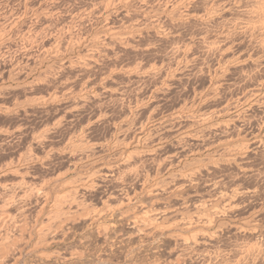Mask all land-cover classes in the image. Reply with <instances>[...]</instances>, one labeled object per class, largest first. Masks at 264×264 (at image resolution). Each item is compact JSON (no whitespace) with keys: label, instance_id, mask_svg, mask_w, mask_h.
Wrapping results in <instances>:
<instances>
[{"label":"rangeland","instance_id":"obj_1","mask_svg":"<svg viewBox=\"0 0 264 264\" xmlns=\"http://www.w3.org/2000/svg\"><path fill=\"white\" fill-rule=\"evenodd\" d=\"M248 3H250L248 0H207L206 2L203 0H0V89L2 91L0 92V185L5 186V189L15 185L26 190L24 196L8 190L11 196L6 192L7 195H2L4 198L1 194L0 197L3 200L6 196L7 198L10 196L12 200L16 198L15 196L28 198H25L27 201L24 211L17 215L18 221L23 223L22 229L21 227L16 229V225L6 226L0 223V237L5 241L2 242L0 238V252H3L0 253V264H264V36H262L264 31L255 30L257 34L247 30L244 32L245 25L257 20L254 19L257 14L253 15L250 12L251 6ZM109 30L116 35L110 31L111 35ZM121 35L124 36L122 40L114 39V36ZM103 41L106 43L104 44ZM117 41L119 44L116 43ZM252 88L256 93L251 92ZM105 90L111 96H107ZM253 94L257 95L253 97ZM236 98L240 99L238 102L242 100L243 104L236 102ZM255 99L258 102L252 103ZM247 101H250V105ZM224 103L225 105L228 103L229 113L227 115L221 113L220 118L213 117L208 123L210 125L213 122L214 125L215 122L220 121L223 126L220 125L219 129L212 126L213 129H207V132L201 130L200 128L205 125L199 126L200 124L197 123L199 119L207 115L209 117L210 112H213L212 108L215 112L220 111L217 108L223 107L221 104ZM231 105L236 108L233 112ZM247 105L250 109L246 107ZM193 106L195 107L192 109ZM243 107L248 108L247 111ZM196 109H199V113ZM169 110L181 111L183 116L171 125L161 126L156 122L153 123L152 118L159 117L161 113ZM190 110L200 114L196 115L199 119L198 117L193 119ZM237 111L238 116L242 114L239 118H235ZM186 115L190 116L186 117ZM229 117L230 119L233 117V120H229ZM191 120H194V123ZM230 121L232 124H228ZM129 122L134 125L130 126ZM139 130L142 135L138 133ZM200 130L204 132L199 133ZM147 133L148 137H146ZM196 133H199L200 137ZM184 134H196L199 140L194 138L195 140L186 141L185 138L183 139ZM116 140L120 142L117 143ZM192 141H196L198 145ZM258 142L261 143L257 144ZM77 143L79 145L84 143L85 146H78ZM124 143L128 146L123 148ZM158 143L163 146L161 149H155ZM242 143L244 148L250 143L254 147L251 149L247 146L250 151L247 149L246 154ZM228 145H233L234 149L242 148V151L244 150L242 158L243 156L244 158H238V162L234 164L219 163L218 166H214L215 170L212 166L208 167L210 160L204 162L208 161L207 157L212 156L213 160L223 157ZM230 146L228 149L232 150ZM139 149L140 151L155 150V154L151 152L153 157L152 154H144L145 156L140 154L138 157ZM119 150L136 152L133 154V161L131 159L133 164L130 163L131 161L128 164L132 166L131 169L129 167L123 170L122 174L120 172L118 175V172L113 174L114 179L112 176L100 179V175H92L94 177L90 178V181L95 182V184L92 182L94 187L87 189L92 183L79 178H84L83 176L88 175L89 172L92 174V170L98 171L100 163H104L105 160L108 162L109 157L111 158L109 161H115L114 157L120 153ZM181 154L185 156H179ZM93 159L99 160L97 163L99 166L96 164L98 167L95 165V168H91ZM101 159L103 161H100ZM139 162L140 164L142 162V166ZM192 163H197L199 168L204 167L199 173L204 174L197 176V179H201L198 180V184L202 182L201 186L195 185V189L191 188L194 191L197 189L195 193L188 188L182 196L178 193H170L172 186L180 181L179 175L186 174L196 165L189 166ZM185 165H188L187 171L183 169ZM213 177H216V181L220 180L218 182L220 187H224L223 190L226 189L224 191L228 194L237 189V192L240 191L239 199L237 198L241 203L238 202V213L236 214L235 211L232 213L234 217L230 215V218L232 217L229 218L230 220L226 218L223 221L226 224L223 225L224 229L221 227L222 231L218 225L216 227L211 223L209 225V221L206 222L213 209L225 208V204L219 205L218 193H216L218 190L209 186L211 184L209 180ZM22 181L25 184H22ZM155 183L166 187L164 193L156 195V198L146 193ZM204 184L207 186L205 187ZM41 185L50 195H48L49 200L43 205L45 208V210L42 208L43 211H39L40 204H38L43 202V197H39L42 196V192L38 191ZM196 186L200 187L196 188ZM249 190L252 195L250 193L245 195L244 193ZM74 191L77 192L75 195H73ZM62 192L68 193L67 196L69 194L75 196V199L72 197L78 206L73 203L74 206L71 204L68 208L67 202L70 203V200ZM126 192H129V195L133 194L131 204L126 206L127 208H117L115 200L116 202L118 198L120 200ZM61 193L65 196L64 203H66L64 206L66 210L63 209L59 213H62V217L56 215L52 207V199L55 201ZM28 195L32 197L29 198ZM109 195L116 198L109 197L110 200H104ZM8 200L6 199L7 203ZM112 200L114 202H111ZM107 201L112 204L111 206L115 205L116 210L110 209ZM216 201L222 209L218 207ZM163 202L166 205L170 203L168 204L170 207L163 205ZM106 203L107 207L104 206ZM183 203L188 206L191 203L189 208L184 204L188 215L182 207ZM160 205L165 207L161 206L160 211L168 208L171 210H168L169 212L174 210L172 213L180 214L181 216L178 217L192 221L197 226H202L203 223V227H206L207 223L211 227L204 230L213 236L208 235L210 236L208 240V236L201 233L183 234L178 230L180 218L178 219L177 215L173 216L172 213L171 216L166 210L164 211L168 212V215L166 213L165 215L170 216V221L167 216L163 217V221L165 219L168 221H160L157 225L142 220L145 218L143 214L150 209L156 211L150 210L149 214L157 213ZM141 206L144 209L137 210ZM203 206L206 209L204 212ZM134 208H137L136 210L140 211L138 214L143 216L141 218L142 216L135 213L141 219H139L141 230L138 232L130 228V220L133 219L130 217L135 216L132 212ZM196 208L204 215L200 216ZM207 208L212 211L209 212ZM127 209L129 213L132 212L130 217ZM142 210L143 214H141ZM183 211L186 212L185 215ZM37 212L41 214L38 215ZM205 212H208V215H205ZM4 213L0 211V216ZM46 213L51 216L50 219ZM58 215L62 218L58 223H64H59L61 226L55 221ZM4 217L6 214L2 218ZM60 217L58 219H61ZM50 220L57 223L56 227ZM142 221L147 225L140 223ZM148 222L153 223L152 226L149 227L151 223L148 225ZM49 225L50 229L52 228L50 232L54 236L48 231L49 238L46 237L44 242L39 243V247L46 246L35 248L38 245L36 232L48 230ZM174 225L178 228L176 229ZM41 226L43 229H40ZM57 226L62 227L60 228L62 232ZM6 227L10 229L7 230ZM155 228L156 230H152ZM216 228L220 230L216 232ZM220 231L221 233H218ZM213 232L218 235H214ZM189 234H193L194 237ZM181 235H184L182 238L186 236L185 241H182L183 247L177 244L178 241L176 242L177 239H182ZM195 236L197 239H194ZM201 238L203 244L200 242ZM177 245L181 249L176 247ZM193 249L195 251H192ZM5 252L10 256H6ZM205 255H208V260Z\"/></svg>","mask_w":264,"mask_h":264},{"label":"bare ground","instance_id":"obj_2","mask_svg":"<svg viewBox=\"0 0 264 264\" xmlns=\"http://www.w3.org/2000/svg\"><path fill=\"white\" fill-rule=\"evenodd\" d=\"M165 1H166V0H165ZM203 1L206 2L207 0H203ZM236 1H237V0H236ZM108 2H109V1H108ZM116 2H117V1H116ZM246 2H247V1H246ZM248 2H250V3H248V4H250V6H251V7L249 6L250 9H251L250 12H252L253 15H254V14H255V15L257 14V15H256L257 17H256V16L254 17V16L252 15V16L254 17V19H257V20H255V22L253 21L254 23H252V24H251V22H250V24H247V23L245 22L247 25L244 24V25L246 26V28L244 29V30H245L244 32H246V30H247V31H250V33L255 32V34H257L255 30H258V31H260V30L262 31V30H263V31H264V1L262 0V1L260 2V1H255V0H254V1H252V0H248ZM105 3H106V2H105ZM165 3H166V2H165ZM235 3H236V2H235ZM129 5H130V4H129ZM159 5H160V4H159ZM166 6H167V5H166ZM105 7H106V5H105ZM110 7H111V6H110ZM175 7H176V6H175ZM228 7H229V6H228ZM164 8H165V7H164ZM246 8H247V7H246ZM152 9H153V8H152ZM209 9H210V8H209ZM153 10H154V9H153ZM227 10H228V9H227ZM174 11H175V10H174ZM184 14H185V13H184ZM203 14H204V13H203ZM244 14H245V12H244ZM170 15H173V14H170ZM213 15H214V14H213ZM199 16H200V15H199ZM250 16H251V15H250ZM258 16H261V17H258ZM184 17H185V16H184ZM174 18H175V17H174ZM188 18H189V17H188ZM105 19H106V18H105ZM156 19H157V17H156ZM254 19H251V20H254ZM151 20H153V19H151ZM158 22H159V21H158ZM144 23H145V22H144ZM155 23H156V22H155ZM198 24H199V23H198ZM147 25H148V24H147ZM110 26H111V25H110ZM132 26H133V25H132ZM241 26H242V25H241ZM150 27H151V26H150ZM243 27H244V26H243ZM243 27H242V28H243ZM110 28H111V27H110ZM129 28H130V27H129ZM166 29H167V28H166ZM103 30H104V29H103ZM105 30H107V29H105ZM105 30H104V31H105ZM114 30H116V29H114ZM110 31H111V30H109V32H110ZM121 31H122V30H121ZM242 31H243V29H242ZM111 32H113V31H111ZM111 32H110V33H111ZM170 32H171V31H170ZM113 33H114V32H113ZM116 33H117V32H116ZM118 33H119V32H118ZM168 33H169V32H168ZM258 33H259V32H258ZM263 33H264V32H263ZM263 33H262V34H263ZM114 34H115V33H114ZM111 35H112V33H111ZM115 35H116V34H115ZM250 35H251V34H250ZM252 35H253V34H252ZM259 35H260V34H259ZM234 36H235V35H234ZM257 36H258V35H257ZM262 36H264V35H262ZM262 36H261V37H262ZM122 37H124V36H123V35H121L120 37H119V36H118V37L114 36V39L120 38V39H117V40H122V39H121ZM132 37H133V36H132ZM242 37H243V36H242ZM112 38H113V36H112ZM125 38H126V37H125ZM128 38H129V37H128ZM251 38H252V37H251ZM105 39H106V38H105ZM130 39H131V38H130ZM248 39H249V38H248ZM262 39H263V38H262ZM123 40H124V39H123ZM107 41H108V40H107ZM125 41H126V40H125ZM125 41H124V42H125ZM127 41L129 42V40H127ZM160 41H161V40H160ZM190 41H191V40H190ZM263 41H264V40H263ZM103 42H104V41H103ZM103 42H102V43H103ZM109 42H110V41H109ZM109 42H108V43H109ZM119 42H120V41H119ZM122 42H123V41H122ZM225 42H226V41H225ZM105 43H106V42H104V44H105ZM116 43H118V41H117ZM223 43H224V42H223ZM110 44H111V42H110ZM118 44H119V43H118ZM120 44H121V42H120ZM58 45H59V44H58ZM94 45H95V44H94ZM107 45H108V44H107ZM114 45H116L115 42H114ZM127 45H128V44H127ZM216 45H217V44H216ZM102 46H103V45H102ZM102 46H101V47H102ZM104 46L106 47V45H104ZM108 46H110V45H108ZM105 47H104V48H105ZM262 47H263V46H262ZM104 48H103V49H104ZM106 48H107V47H106ZM108 48H109V47H108ZM128 48H129V47H128ZM260 49H261V48H260ZM97 50H98V49H97ZM104 50H105V49H104ZM102 51H103V50H102ZM59 52H60V51H59ZM105 52H106V51H105ZM147 52H148V51H147ZM177 52H178V51H177ZM96 53H97V52H96ZM258 55H259V54H258ZM261 55H262V54H261ZM84 56H85V54H84ZM91 57H92V56H91ZM259 57H260V56H259ZM175 59H176V58H175ZM192 59H193V58H192ZM254 59H255V58H254ZM85 61H86V60H85ZM190 61H191V60H190ZM38 64H39V63H38ZM176 64H177V63H176ZM75 65H76V64H75ZM59 66H60V65H59ZM73 66H74V65H73ZM85 66H86V65H85ZM88 66H89V65H88ZM33 67H34V66H33ZM48 67H49V66H48ZM135 67H136V66H135ZM160 67H161V66H160ZM166 67H167V66H166ZM176 67H177V66H176ZM223 67H224V66H223ZM68 68H69V67H68ZM151 68H152V67H151ZM220 68H221V67H220ZM255 68H256V67H255ZM62 69H63V68H62ZM139 69H140V68H139ZM137 70H138V69H137ZM143 70H144V69H143ZM163 70H164V69H163ZM135 71H136V70H135ZM147 71H149V69H148ZM227 71H228V70H227ZM20 72H21V71H20ZM23 72H24V71H23ZM141 72H142V71H141ZM163 72H164V71H163ZM43 73H44V72H43ZM123 73H124V72H123ZM125 73H126V72H125ZM127 73H128V72H127ZM136 73H137V72H136ZM146 73H148V72H146ZM154 73H155V72H154ZM174 74H176V73H174ZM174 74H173V75H174ZM216 75H217V74H216ZM240 75H241V74H240ZM16 76H19V75L16 74ZM53 76H54V75H53ZM164 76H165V75H164ZM185 76H186V75H185ZM37 77H38V76H37ZM37 77H36V78H37ZM159 77H160V76H159ZM170 77H171V76H170ZM170 77H169V78H170ZM11 78H12V77H11ZM221 78H222V77H221ZM172 79H173V78H172ZM141 80H142V79H141ZM44 81H45V80H44ZM135 81H136V80H135ZM228 81H229V80H228ZM17 82H18V81H17ZM230 82H231V81H230ZM261 82H262V81H261ZM38 83H39V81H38ZM146 83H147V82H146ZM163 83H164V82H163ZM170 83H171V82H170ZM242 84H243V83H242ZM25 85H26V84H25ZM214 85H215V84H214ZM216 85H217V84H216ZM219 85H220V84H219ZM259 85H260V84H259ZM262 85H263V84H262ZM212 86H213V85H212ZM243 86H244V85H243ZM14 87H15V86H14ZM32 87H33V86H32ZM80 87H81V86H80ZM130 87H131V86H130ZM214 87H215V86H214ZM255 87H256V86H255ZM2 88H3V87H2ZM4 88H5V87H4ZM88 88H89V87H88ZM102 88H103V87H102ZM217 88H220V87H217ZM247 88H248V87H247ZM250 88H251V87H250ZM259 88H260V87H259ZM263 88H264V87H263ZM156 89H157V88H156ZM255 89H256V88H255ZM213 90L215 91L214 88H213ZM79 91H80V90H79ZM83 91H84V90H83ZM105 91H106V90H105ZM112 91H113V90H112ZM122 91H123V90H122ZM248 91H249V90H248ZM259 91H260V90H259ZM0 92H2L1 89H0ZM106 92H107V91H106ZM136 92H137V91H136ZM211 92H212V91H211ZM251 92H252V93H253V92L256 93V91L254 90V88L251 89ZM251 92H250V93H251ZM110 93H111V92H110ZM214 93H215V92H214ZM257 93H258V92H257ZM262 93H263V92H262ZM103 94H104V93H103ZM105 94H106V93H105ZM107 94H108V92H107ZM156 94H157V93H156ZM220 94H221V93H220ZM258 94H259V93H258ZM263 94H264V93H263ZM95 95H96V94H95ZM100 95H101V94H100ZM212 95H213V94H212ZM255 95H257V94H255ZM255 95L253 94V97H254ZM261 95H262V94H261ZM67 96H68V95H67ZM103 96H104V95H103ZM107 96H111V95L108 94ZM120 96H121V95H120ZM250 96H251V94H250ZM250 96H249V98H250ZM258 96L260 97V95H258ZM65 97H66V96H65ZM112 97H113V96H112ZM246 97H248V94H247ZM263 97H264V95H263ZM136 98H137V97H136ZM193 98H194V97H193ZM206 98H207V97H206ZM214 98H215V97H214ZM249 98H248V99H249ZM260 98H261V97H260ZM236 99H237V98H236ZM258 99H259V98H258ZM49 100H50V99H49ZM55 100H56V99H55ZM216 100H217V99H216ZM238 100H240V99H237L236 102H238ZM262 100H263V99H262ZM30 101H31V100H30ZM141 101H142V100H141ZM212 101H213V100H212ZM221 101H222V100H221ZM256 101H257V100L255 99V101L253 100L252 103H253V102H256ZM259 101H260V100H259ZM25 102H26V101H25ZM35 102H36V101H35ZM229 102L232 103L233 100H232V102H231V101H229ZM229 102H228V103H229ZM236 102H234V103H236ZM239 102H240V104H241V102H242V104H243V101H242V100L239 101ZM239 102H238V103H239ZM244 102H245V105H246V101H245V100H244ZM249 102H250V101H247L248 104H249ZM257 102H258V101H257ZM228 103H227V105H225V103H224L225 106H224L223 104H221L223 107H221V108H220V107L217 108V110L220 109V111H217V110H216L217 112H215V111H214L215 109L213 110V108H212V111H213V112H210V114H209L210 116H209V117H207V116H208V115H207L208 113H207V114H206L207 116L205 115V116H206L205 118H200V119H199V117L196 116V115L199 113V111H198L199 109H196L198 113H196V112H192V111H191L195 106H193L192 109L190 110L192 113H190V112H189V113L191 114V116L193 117V119L196 118V117H198L197 119H199V121L197 122V121L195 120V122L199 123V124H200L199 126H201V124H202V125H205L204 127L202 126L203 128H200L201 130L203 129L204 131L206 130V132H207V129L212 128V126L215 127V128L218 127V129H219L220 125L223 126V125H222V124H223L222 122L217 121V122L214 123V125L212 124V123H213V122H212V123L210 124V125H211V126H210V125L208 124V123H209V120H210V119L212 120L213 117H217V118H218V116L221 115V113H226V115H227V113H229V110H230V109L228 110ZM234 103H233V104H234ZM261 103H262V102H261ZM26 104H27V103H26ZM207 104H208V103H207ZM256 104H257V103H256ZM263 104H264V103H263ZM136 105H137V104H136ZM195 105H196V104H195ZM221 105H220V106H221ZM234 105H235V104H234ZM249 105H250V104H249ZM254 105H255V103H254ZM14 106H15V105H14ZM180 106H181V105H180ZM183 106H184V105H183ZM232 106H233V105H231L230 107H232ZM235 106H237V103H236ZM238 106H239V105H238ZM243 106H244V105H243ZM252 106H253V105H252ZM246 107H248V105H247ZM186 108H187V107H186ZM186 108H185V109H186ZM215 108H216V107H215ZM232 108H233V107H232ZM243 108H244V107H243ZM248 108L250 109V107H248ZM248 108H247V109H248ZM251 108H253V107H251ZM9 109H10V108H9ZM24 109H25V108H24ZM26 109H27V108H26ZM169 109H170V108H169ZM187 109H188V108H187ZM234 109H236V108L234 107L233 110H231V111L233 112ZM244 109H245V108H244ZM247 109H245V110L247 111ZM175 110H176V109H175ZM180 110H182V108H181ZM180 110H179V111H180ZM238 110H239V109H238ZM135 111H136V110H135ZM154 111H155V110H154ZM169 111H171V110H169ZM169 111H166V112L163 113V114L161 113V115H160L159 117L155 115L157 118L155 117V118H152L151 120H154L153 123L156 122V124L163 126V125H168V124H169V125L174 124V123H176L179 119H181V116H183V115H182L183 110H182V113H181V111H180V112L173 111V110H172L173 112H172V111L169 112ZM193 111H194V110H193ZM248 111H249V110H248ZM187 112H188V111H187ZM206 112H207V111H206ZM235 112H236V111H235ZM235 112H234V113H235ZM241 112H242V113H243V112L245 113V111H241ZM241 112H240V113H241ZM238 113H239V112L237 111V113L235 114V116H236ZM11 114H12V113H11ZM230 114H231V113H230ZM198 115H200V114H198ZM224 115H225V114H224ZM226 115H225V116H226ZM240 115H242V114H240ZM240 115H239V116L237 115V116L235 117L234 114H233V117H235V118H239ZM126 116H127V115H126ZM189 116H190V115H189ZM189 116L186 115V117H189ZM153 117H154V116H153ZM203 117H204V116H203ZM222 117H223V114H222ZM222 117H221V118H222ZM226 117H227V116H226ZM233 117H232V118H233ZM58 118H59V117H58ZM184 118H185V117H184ZM219 118H220V116H219ZM227 118H228V117H227ZM227 118H226V119H227ZM232 118H231V119H232ZM149 119H150V118H149ZM187 119H188V118H187ZM190 119H192V118H190ZM231 119H230V117H229V120H231ZM131 120H132V119H131ZM211 120H210V121H211ZM215 120H216V119H215ZM220 120H221V119H220ZM229 120H228V121H229ZM232 120H233V119H232ZM234 120H236V119H234ZM181 121H182V120H181ZM193 121H194V120H191V122H193ZM223 121H224V120H223ZM236 121H237V120H236ZM132 122H133V120H132ZM151 122H152V121H151ZM230 122H231V121H230ZM230 122H229V123L227 122V123H228V124H232V122H231V123H230ZM237 122H238V121H237ZM193 123H194V122H193ZM197 123H195V126L197 125ZM227 123H226V125H228ZM233 123H234V122H233ZM129 124H130V126H131V124L134 125L133 123H130V122H129ZM177 124H178V123H177ZM244 124H245V123H244ZM89 125H90V124H89ZM91 125H92V124H91ZM189 125H190V124H189ZM234 125H235V124H234ZM56 126H57V125H56ZM84 126H85V125H84ZM128 127H129V126H128ZM140 127H141V126H140ZM190 127H191V126H190ZM190 127H189V128H190ZM224 127H225V125H224ZM86 128H87V127H86ZM118 128H119V127H118ZM193 128H194V127H193ZM227 128H228V127H227ZM124 129H125V128H124ZM181 129H182V128H181ZM190 129H191V128H190ZM212 129H213V128H212ZM53 130H54V129H53ZM82 130H83V129H82ZM84 130H85V128H84ZM140 130H141V128H140ZM140 130L138 131V133L140 132ZM201 130L198 131V132H199V133H203L204 131L201 132ZM242 131H243V130H242ZM78 132H79V131H78ZM83 132H84V131H83ZM144 132H145V131H144ZM187 132H188V131H187ZM187 132H186V133H187ZM192 132H194V131H191V133H192ZM43 133H45V132H43ZM47 133H48V132H47ZM117 133H118V131H117ZM138 133H137V135H138ZM141 133L143 134V128H142V132H141ZM141 133H139V134L142 135ZM199 133H198V134L196 133V134L200 137V134H199ZM36 134H37V133H36ZM196 134H195V135H193V134H184V135H183V139L185 138L186 141H189V140H195L196 138L198 139V137H197ZM207 134H208V133H207ZM249 134H250V133H249ZM254 134H255V132H254ZM38 135H39V134H38ZM145 135H146V134H145ZM201 135H202V134H201ZM251 135H252V133H251ZM149 136H150V135H149ZM181 136H182V135H181ZM181 136H180V137H181ZM252 136H253V135H252ZM254 136H256V135H254ZM36 137H37V136H36ZM134 137H135V136H134ZM142 137H143V136H142ZM146 137H148V133H147V136H146ZM201 137H202V136H201ZM203 137H204V136H203ZM80 138H81V137H80ZM123 138H124V137H123ZM140 138H141V137H140ZM181 138H182V137H181ZM194 138H195V139H194ZM240 138H241V137H240ZM255 138H256V137H255ZM42 139H43V138H42ZM131 139H132V138H131ZM179 139H180V138H179ZM187 139H188V140H187ZM200 139H201V138H200ZM233 139H234V138H233ZM233 139H228V140L230 141V140H233ZM36 140H37V139H35V141H36ZM40 140H41V139H40ZM136 140H138V139H136ZM180 140H181V139H180ZM198 140H199V139H198ZM81 141H83V140H81ZM130 141H131V140H130ZM130 141H129V142H130ZM132 141H133V139H132ZM159 141H161V140H159ZM184 141H185V140H184ZM186 141H185V142H186ZM229 141H228V142H229ZM257 141H258V140H257ZM76 142H77V141H76ZM76 142H75V144H76ZM79 142H80V140H79ZM83 142H84V141H83ZM116 142L118 143V142H120V141H119V140H118V141L116 140ZM116 142H115V143H116ZM133 142H135V141H133ZM136 142H138V141H136ZM193 142H195V144L197 143L196 141H192V143H193ZM251 142H252V141H251ZM113 143H114V142H113ZM235 143H236V142H235ZM238 143H239V142H238ZM259 143H261V142H258L257 144H259ZM75 144H74V145H75ZM77 144H78V146H80V145L85 146L84 143H83V144L80 143V145H79V143H77ZM85 144H87V143H85ZM90 144H91V143H90ZM124 144H125V143H124ZM134 144H135V143H134ZM134 144H133V145H134ZM158 144H159V143H158ZM200 144H201V143H200ZM228 144H229V143H228ZM243 144H244V143H242V145H243ZM254 144H255V143H254ZM87 145H88V144H87ZM87 145H86V147H89V146H90V145H89V146H87ZM115 145H117V144H115ZM121 145H122V144H121ZM135 145H136V144H135ZM137 145H138V144H137ZM189 145H190V143H189ZM197 145H198V143H197ZM201 145H202V144H201ZM236 145H237V144H235V146H236ZM246 145H247L248 147H251V149L254 147V145H253L252 143L249 144L250 146H249L248 144H246ZM251 145H252V146H251ZM262 145H263V144H262ZM71 146H73V145H71ZM78 146H75V147H78ZM83 146H82V147H83ZM113 146H114V145H113ZM113 146H112V147H113ZM124 146L127 147L128 145H126V144L123 145V148H124ZM131 146H132V145H131ZM192 146H193V145H192ZM229 146H230V145H228V148H229ZM231 146H232V148H233V145H231ZM231 146H230V148H231ZM240 146H241V145H240ZM247 146H245V148H244V145L242 146V147L244 148V150H245V151L243 150L245 153L247 152L246 150L248 149ZM255 146H257V145H255ZM82 147H81V149H82ZM86 147H85V149H87ZM90 147H92V146H90ZM99 147H100V146H99ZM147 147H148V146H147ZM162 147H163V146H162L161 144H159V145L157 146V148L155 147V149H161ZM194 147H195V146H194ZM197 147H198V146H197ZM205 147H206V146H205ZM78 148H80V147H78ZM83 148H84V147H83ZM228 148L226 149L227 151H224L225 154H223L224 156L222 155L223 157L218 158V159H214V160H213V159H211L212 156H209L210 158L207 157L208 161H204V162H209V160H210V164L208 163V167L210 166V168H211V166H212L213 169L215 170L216 168H214V166H218L217 164H219V163H222V162H226V163H227V162H228V164H230V163H231V164H232V163L234 164L235 162H238V160H239L238 158H240V157H241V159L244 158V156H243V158H242V154L244 153V152L242 151V148H239V147H236L237 149H236V148H235V149H234V148H233V149L231 148L232 150H230V149H228ZM76 149H77V148H76ZM85 149H84V150H85ZM93 149H94V148H93ZM141 149H142V148H141ZM71 150H72V149H71ZM90 150H91V148H89V151H90ZM133 150H134V149H133ZM136 150H138V149H136ZM145 150H146V149H145ZM145 150L140 151V149H139L140 152H139V154H137V156L139 157L140 154H141V155H144V154H145V155H146V154L148 155V154H152V153L155 154V153H154L155 150H151V149H149V150H147V151H145ZM195 150H198V149H195ZM224 150H225V148H224ZM248 150L250 151V149H248ZM254 150H255V149H254ZM85 151H86V150H85ZM87 151H88V150H87ZM122 151H124V150H122ZM122 151L119 150L118 152H120V153L117 154V153H118V152H117V153H116V154H117L116 157H114V155L112 156V157L115 158V161H112V160H111L112 162L109 161V159H111V158L109 157L108 162H107V160H105L104 163H100V169H99L98 171H96V170L93 171V170L91 169V170H92V172H91L92 174H90V172H89L90 175L88 174V175H86V176H83V175H84V174H83L82 176H83L84 178H79V179H84L85 181L89 182V181L91 180L90 178H93V177H94L95 175H97V174H98V176L100 175V176H101L100 179H102V178H106V177L108 178V176H109V177H110V176L113 177V174H115V173H117V172H118L117 175L119 174V172L122 174V172H124L123 170L128 169L129 167H130V169H131L132 166H129L128 164H129V161H131V159H132V157H133V154H136V152H134V153H130V152L128 151V152H129V153H128V152H122ZM134 151H135V150H134ZM189 151H190V150H189ZM192 151H193V150H192ZM90 152H91V151H90ZM92 152H93V150H92ZM151 152H152V153H151ZM159 152H160V150H159ZM196 152H197V151H196ZM137 153H138V151H137ZM191 153H192V152H190V154H191ZM197 153H198V152H197ZM116 154H115V155H116ZM153 154H152V157H153ZM246 154H247V153H246ZM145 155H144V156H145ZM173 155H174V154H173ZM173 155H171V157H172ZM177 155H178V154H177ZM209 155H210V154H209ZM216 155H218V154H216ZM243 155H244V154H243ZM87 156H88V155H87ZM134 156L137 158L136 155H134ZM179 156L184 157L185 155L182 156V154H181V155H179ZM93 157H94V156H93ZM135 157H134V159H135ZM164 157H165V156H164ZM173 157H174V156H173ZM181 157H180V158H181ZM213 157H214V156H213ZM219 157H220V155H219ZM156 158H157V157H156ZM216 158H217V157H216ZM81 159H82V158H81ZM89 159H91V158H89ZM98 159H99V158H98ZM98 159H97V161L93 159V160H94V163L91 162V163H93V164H90V165H91V168H95L94 166L98 163V161H99ZM102 159H103V158H102ZM102 159H101L100 161H103ZM105 159H107V158H105ZM116 159H117V161H116ZM150 159H151V158H150ZM163 159H164V158H162V161H163ZM166 159H167V158H166ZM169 159H171V158H169ZM205 159H206V158H205ZM246 159H247V158H246ZM153 160H154V159H153ZM82 161H83V160H82ZM86 161H87V160H86ZM95 161H96V162H95ZM132 161H133V159H132ZM132 161H131L130 163H132ZM142 161H143V160H142ZM155 161H156V160H155ZM155 161H154V162H155ZM164 161H165V160H164ZM164 161H163V162H164ZM166 161H168V160H166ZM219 161H220V162H219ZM106 162H107V163H106ZM202 162H203V161H202ZM202 162H201V163H202ZM239 162H240V161H239ZM17 163H18V162H17ZM160 163H162L161 160H160ZM132 164H133V163H132ZM132 164H131V165H132ZM136 164H137V163H136ZM141 164H142V162H141ZM141 164H140V162H139V165H141ZM186 164H187V163H186ZM194 164L197 165V163H192V164H189V166H193ZM198 164H199V163H198ZM203 164H205V163H203ZM223 164L226 165L225 163H223ZM228 164H227V165H228ZM97 165H98V164H97ZM97 165H96V166H97ZM160 165H161V164H160ZM196 165H195V166H196ZM200 165H201V164H200ZM86 166H87V165H86ZM98 166H99V165H98ZM98 166H97V167H98ZM137 166H138V165H137ZM141 166H142V165H141ZM187 166H188V165H187ZM187 166H186V165L184 166V167H185V168H183L184 171L188 168ZM195 166H194L192 169H189V171L186 172V174L184 173V171H183V169H182L183 166L181 167V169H182V171H183L182 173H184V174L179 175V176H180V181H177V183L174 184V185L172 186V188H171V186H170V188H171L170 193H172V194H173V193H176V194L178 193V194H181V196H182L183 194H185V191H186L188 188H190V189H191V188L195 189V188H194L195 185H200V186H201L202 182H201V184H198V180H201V179H197V176L201 175V174H199V173H201V168H204V167L202 166V167L199 168L198 165H197L196 167H195ZM219 166H220V165H219ZM74 167H75V166H74ZM84 167H85V166H84ZM84 167H83V168H84ZM88 167H89V164H88ZM97 167H96V168H97ZM133 167H134V165H133ZM170 167H171V166H170ZM186 167H187V168H186ZM205 167H206V166H205ZM220 167H221V166H220ZM237 167H238V166H237ZM83 168H82V170H83ZM85 168H87V167H85ZM89 168H90V167H89ZM135 168H136V167H135ZM137 168H138V167H137ZM137 168H136V169H137ZM206 168H207V167H206ZM217 168H218V167H217ZM97 169H98V168H97ZM136 169H133V170L136 171ZM138 169H139V168H138ZM138 169H137V170H138ZM207 169H208V168H207ZM207 169H206V173H207ZM78 170H80V169H78ZM87 170H88V168H87ZM91 170H90V171H91ZM121 170H122V171H121ZM204 170H205V169H204ZM208 170H209V169H208ZM211 170H212V169H211ZM243 170H244V169H243ZM246 170H247V169H246ZM71 171H73V170H71ZM128 171L133 173V171H130V170H128ZM139 171H140V170H139ZM186 171H187V170H186ZM16 172H17V171H16ZM87 172H88V171H87ZM136 172H137V171H136ZM136 172H134V173H136ZM202 172H205V171H202ZM208 172H209V171H208ZM220 172H221V171H220ZM239 172H241V171H239ZM210 173H213V172H210ZM210 173H208V174H210ZM215 173H216V172H215ZM249 173H250V172H249ZM21 174H22V173H21ZM126 174H127V172H126ZM198 174H199V175H198ZM203 174H204V173H203ZM203 174H202V175H203ZM208 174H207V175H208ZM11 175H12V174H11ZM92 175H94V176L92 177ZM127 175H128V174H127ZM132 175H133V174H132ZM135 175H136V174H135ZM202 175H201V176H202ZM18 176H19V175H18ZM20 176H21V175H20ZM119 176H120V175H119ZM122 176H123V175H122ZM153 176H154V175H153ZM171 176H172V175H171ZM210 176H211V175H210ZM249 176H250V175H249ZM19 178H20V177H19ZM116 178H119V177L116 176ZM124 178H125V177H124ZM208 178H209V177H208ZM215 178H216V177L211 178V179H213V180L210 179L209 181H210L211 184H210V185L208 184V185H209L212 189H214V190H218V191H219V192L217 191L216 193H218V194H217V195H218V202H219L220 204L217 203V201H216V203H217V205H218V204H219V205H222V204H223V206H224V204H225V208L223 207V210H219V209H218V210H217V209L214 210V209L212 208L213 211L210 210L211 207H210V209L207 208V209L210 210L209 212L212 211V214L210 213V214H211L210 217L208 216V217H209V220L207 219L206 222L209 221V223H208L209 225H210V223H211L212 225H213V224L216 225V227L219 226L218 228H220V229H221V227H222V229H224V228H225L224 226H225L226 223H225V222L223 223V221H224L226 218L229 219V218H230V215H231L232 217H234V216H233L234 214H232V213H235V211H237L236 214L238 213V210H239V209H238V202H239V200H238V199H239V198H238V195H240V191L237 192V191H238V189H237V191L235 190V191H233L231 194H228V192H225V191H224V190H226V189L223 190L224 187H220V185H219V183H218L220 180H219V181H218V180L216 181ZM219 178H221V177H219ZM22 179H23V178H22ZM95 179H96V177H95ZM112 179H114V177H113ZM173 179H175V178H173ZM214 179H215V180H214ZM20 180H21V179H20ZM105 181H106V180H105ZM120 181H121V180H120ZM172 181H174V180H172ZM19 182H20V181H19ZM22 182H23V181H22ZM72 182H73V181H72ZM79 182H80V180H79ZM82 182H84V181H82ZM90 182H91V181H90ZM90 182H89V183H90ZM92 182H93V181H92ZM92 182H91V183H92ZM159 182H160V181H159ZM169 182H170V181H169ZM175 182H176V181H175ZM16 183H18V182H16ZM74 183H75V182H74ZM89 183H88V184H89ZM93 183L95 184V182H93ZM93 183H92V184H93ZM101 183H102V182H101ZM121 183H122V182H121ZM199 183H200V182H199ZM19 184H20V183H19ZM22 184H25V183L23 182ZM22 184H21V185H22ZM26 184H28V182H27ZM29 184H30V183H29ZM75 184H76V183H75ZM75 184H73V186H74ZM79 184H80V183H79ZM85 184H86V183H85ZM92 184L88 186L89 188L85 187V189H86V188H87V189L93 188V187H94V184H93V185H92ZM206 184H207V183H206ZM153 185H154V186H152L151 189H150L149 191H146L147 195H149V196L154 195V197H155L156 195H161L162 193H164V191H165L164 189H165L166 187H164L163 185H160V183H155V184H153ZM23 186H24V185H23ZM44 186H46V184H45ZM44 186L41 185L40 187H38V191H41V192H42V196L40 195L39 197H43V202H42V203H38V204H40V207H39V205H37V206L40 208V209L38 208L39 211H40V210L43 211V210H42L43 205H45L44 203H45L46 201L49 200L48 198H49V196H50V195H49V192L46 193L47 190H46V188H44ZM150 186H151V185H150ZM161 186H162V187H161ZM200 186H198V187H200ZM204 186H205V184H204ZM206 186H207V185H206ZM206 186H205V187H206ZM221 186H222V185H221ZM4 187H5V186L2 187V186L0 185V194H1V196L4 195V194H6V192H7V194H8V193H9L8 190H12V191H14L13 193L17 192V193H18L17 195H19V193H20V194H22V196H24V190H25V188L22 190V187H15V185H14V186L12 185V187H7V189H5ZM62 187H63V185H62ZM198 187L196 186V188H198ZM8 188H10V189H8ZM29 188H30V190H32L31 187H28V189H29ZM82 188H83V187H82ZM143 188H144V187H143ZM211 188H210V189H211ZM33 189H35V188H33ZM53 189H54V188H53ZM53 189H52V190H53ZM59 189H60V188H59ZM72 189H74V188H72ZM77 189H78V188H77ZM85 189H84V190H85ZM87 189H86V190H87ZM210 189H209V190H210ZM16 190H17V191H16ZM74 190L77 191L76 189H74ZM146 190H147V189H146ZM191 190H192V189H191ZM196 190H197V189H196ZM196 190H195V191H196ZM22 191H23V192H22ZM25 191H26V190H25ZM27 191H29V190H27ZM33 191H34V190H33ZM38 191H37V192H38ZM58 191H59V190H58ZM75 191L73 192V193H74L73 195H75V193H77V192H75ZM124 191H125V189H124ZM166 191H168V189H166ZM188 191H189V190H188ZM193 191H194V190H192V192H193ZM195 191H194V193H195ZM212 191H213V190H212ZM212 191H211V192H212ZM249 191H250V192H249ZM249 191H246L245 193H244V192H243V193H244L245 195L248 194V193L251 194V190H249ZM34 192H35V191H34ZM41 192H39V193H41ZM55 192H56V191H55ZM69 192H70V191H69ZM168 192H169V191H168ZM190 192H191V191H190ZM197 192H198V191H197ZM26 193H27V192H26ZM28 193H29V192H28ZM28 193H27V194H28ZM53 193H54V192H52V195H54ZM62 193H63V192H62ZM62 193H61V195H59L60 197L57 196V197L55 198V201H54V199L51 198V199L53 200V202H52V207H53V210L55 211L56 215L59 214L60 212H62L63 209L65 208L64 206H66V203H64L65 196L68 197V200H70V203L67 202V205L69 204V206H67L68 208H70V205H71V204H72V206H74L73 203L76 202V201L74 200V199H75V196H73L72 194H71V195L69 194V196H67L68 193H65V192H64V193H65V196H64V195H63L64 193H63V194H62ZM70 193H71V192H70ZM128 193H129V192H128ZM128 193H127V192L124 193V196H123L122 198L120 197V198H121L120 200H119V198H118L117 202H116V200H115V204L117 205V208H119V207L123 208V207H126V206H128L129 204H131V203H130V202H131V196H133V194H132V195H129ZM135 193H136V192H135ZM143 193H144V192H143ZM146 193H145V194H146ZM212 193H214V192H212ZM216 193H215V194H216ZM7 194H6V195H7ZM9 194H10V196H11V192H10ZM9 194H8V195H9ZM29 194H30V193H29ZM33 194H34V193H33ZM50 194H51V191H50ZM66 194H67V195H66ZM244 194H243V195H244ZM250 194H248V195H250ZM6 195H5V196H6ZM25 195H26V194H25ZM34 195H35V194H34ZM43 195H44V196H43ZM48 195H49V196H48ZM52 195H51V196H52ZM56 195H57V193H56ZM62 195H63L64 197H63ZM217 195H216V196H217ZM241 195H242V194H241ZM243 195H242V196H243ZM245 195H244V196H245ZM251 195H252V194H251ZM10 196H8L9 198H7V196H6V198H5L4 200H3V198H4L3 196H2L3 198L0 197V198H1V199H0V211L5 212L4 214H6V217H4V219L2 218V217L4 216V214H3L2 216H0V218H2V220L0 219V223H4V225L6 224V226H8V225H10V224H11V225H14V226L16 225V226H15L16 229H17V227H18V228L21 227L20 229H22V228H23V227H22L23 223H21V221H18V219H17V215H18L21 211H24L25 206H26V201H27V200H25L26 197L19 196V198H18L17 196H15L16 198L12 200V199L10 198ZM13 196H14V195H13ZM26 196H27V195H26ZM28 196H29V195H28ZM36 196H37V195H36ZM54 196H55V195H54ZM70 196H71V197L73 196L74 199H73V197L71 198ZM121 196H122V195H121ZM135 196H136V195H135ZM149 196H148V197H149ZM166 196H167V195H166ZM189 196H191V195H189ZM242 196H241V197H242ZM30 197H32V196L30 195L29 198H30ZM37 197H38V196H37ZM109 197H110V199H115V198H116V197H114V196L112 197V196L109 195V196H108L106 199H104V200H110ZM117 197H118V196H117ZM178 197H179V196H178ZM186 197H187V194H186ZM186 197H185V198L182 197V198L186 199ZM246 197H247V196H246ZM70 198H71V199H70ZM104 198H105V197H104ZM155 198H156V197H155ZM179 198H180V197H179ZM182 198H181V199H182ZM188 198H189V197H188ZM188 198H187V199H188ZM216 198H217V197H216ZM237 198H238V199H237ZM244 198H245V197H244ZM247 198H248V197H247ZM250 198H251V197H250ZM6 199H7V200L9 199V200H8L9 203H7ZM10 199H11V200H10ZM26 199H28V198H26ZM36 199H38V198H36ZM39 199H42V198H39ZM39 199H38V200H39ZM72 199H73L74 201H72ZM181 199H179V200H181ZM190 199H191V197H190ZM242 199H243V198H242ZM29 200H30V199H29ZM29 200H28V201H29ZM66 200H67V198H66ZM77 200H78V199H77ZM176 200H177V199H176ZM216 200H217V199H216ZM237 200H238V201H237ZM5 201H6V202H5ZM40 201H41V200H40ZM40 201H38V202H40ZM181 201H183V200H181ZM184 201H185V200H184ZM34 202H35V201H34ZM65 202H66V201H65ZM71 202H72V203H71ZM111 202H114V200H112ZM53 203H54V204H53ZM76 203H77V202H76ZM76 203H75V205H76ZM79 203H80V202H79ZM102 203H104V202H102ZM107 203H108V201H107ZM107 203L104 204V206L107 207ZM185 203H187V202H185ZM185 203H183L182 207L186 209V207H184V206H185V205L188 206V204H185ZM188 203H189V202H188ZM191 203H192V202H191ZM191 203H190V205H191ZM239 203H240V202H239ZM47 204H48V203H47ZM64 204H65V205H64ZM77 204H78V203H77ZM80 204H82V203H80ZM164 204H165V203L163 202V205H164ZM168 204H170V203H168ZM168 204H167V205H168ZM181 204H182V203H181ZM184 204H185V205H184ZM192 204H194V202H193ZM240 204H241V203H240ZM240 204H239V208H240ZM111 205H112V204H109V203H108V207H109L110 209H112L113 211L116 210V207H114L115 205H114V206H111ZM165 205H166V204H165ZM167 205H166V206H167ZM190 205H189V206H190ZM202 205H203V204H202ZM219 205H218V207H220ZM77 206H78V205H76V207H77ZM161 206H162V205L159 206L158 212H157V213L155 212L156 214H155V213H154V214L151 213V214H153V215L149 214V213H150L149 211H150V210H154V209H150L148 212H146V213H144V214L142 213V212H143V210H142V211H141V214H143V216H144L145 218H143L142 215L138 214V212L140 213V211H137V210H140V209H144V208H142V206H141V208H138V209L136 208L137 210L134 208L135 211L133 210L132 212H134L133 215H135V213H136L137 215H140V217L142 216V217H141V218H143L142 220H144V221L148 220V221H151V222H153V223H155V224L157 225V224H160V223H159L160 221H162V222H164V221H168V219L166 220L165 218H166V216L168 215V212L171 211V210H169V208H168L169 211L166 210V209H164V210H166V211H168V212L164 211L163 209H162L163 211H162V210L160 211V207H161ZM189 206H188L187 208H189ZM193 206H194V205H192V207H193ZM200 206H201V204H200ZM200 206H199V210H200ZM204 206H205V205H204ZM204 206H203V207H204ZM226 206H227V208H226ZM242 206H243V205H242ZM27 207H28V205H27ZM52 207H51V208H52ZM76 207H75V208H76ZM162 207H163V206H162ZM162 207H161V208H162ZM168 207H170V206L168 205ZM195 207H196V206H195ZM195 207H194V208H195ZM203 207H202L201 209H203ZM213 207H214V206H213ZM218 207H216V208H218ZM47 208H48V207H47ZM51 208H50V209H51ZM109 208H108V209H109ZM126 208H127V207H126ZM157 208H158V207H157ZM163 208H165V207H163ZM171 208H172V207H171ZM180 208H181V207H180ZM183 208H181V209H183ZM220 208L222 209V207H220ZM43 209L45 210V208H43ZM71 209L73 210L74 207L71 208ZM147 209H148V208H147ZM155 209H156V208H155ZM174 209H175V207H174ZM185 209H184V211L187 212V209H186V210H185ZM46 210H47V209H46ZM65 210H66V209H64V211H65ZM72 210H71V211H72ZM118 210H119V209H118ZM121 210H122V209H121ZM130 210H131V209H130ZM196 210H197V208H196ZM199 210H197L198 213L200 212ZM67 211L69 212V210H67ZM67 211H66V212H67ZM71 211H70V212H71ZM109 211H110V210H109ZM113 211H112V212H113ZM128 211H129V210L127 209V212H128ZM146 211H147V210H146ZM154 211H156V210H154ZM173 211H174V210H172V212H173ZM175 211H176V210H175ZM184 211H183V214L185 215L186 212H184ZM193 211H194V210H193ZM202 211H203V212L206 211L205 207H204V210H202ZM207 211H208V210H207ZM51 212H53V211L51 210ZM51 212H49V214H52ZM68 212H67V213H68ZM73 212H74V211H73ZM132 212H131V213H132ZM151 212H153V211H151ZM172 212H169L170 215H171ZM239 212H240V211H239ZM39 213L41 214V212H39ZM39 213L37 212L38 215H39ZM47 213H48V212H47ZM47 213H46V216H48ZM53 213H54V212H53ZM55 213H54V214H55ZM124 213H125V215H126V212H124ZM128 213H129V212H128ZM128 213H127V216H128ZM131 213H129V217H130ZM165 213H166L167 215H165ZM178 213H179V211H178ZM198 213H197V214H198ZM205 213H206V212H205ZM207 213H208V212H207ZM207 213H206L205 215H208ZM23 214H24V212H23ZM64 214H65V213L63 212V215H64ZM70 214H71V213H70ZM172 214H173V216H174V215H177V214H175V213H172ZM181 214H182V210H181ZM199 214H200V216H201V215H204V214H201V212H200ZM199 214H198V215H199ZM236 214H235V215H236ZM59 215H61V217H62V213L59 214ZM59 215L56 216L57 218L55 217V219H56L55 221H57V223H58L59 220H62V218H61ZM125 215H124V216H125ZM137 215H135L134 217H130V218H133L132 220H130V221H131V222H130V228H131L133 231H136V232H138V231L141 230V228L139 229V226L141 227V225L139 224V219H140V217L137 216ZM179 215H180V214H178L177 217H178ZM187 215H188V212H187ZM54 216H55V215H54ZM171 216H172V215H171ZM180 216H181V215H180ZM50 217H51V216H48L49 219H50ZM59 217H60L61 219H58ZM66 217H67V216H66ZM71 217H72V216H71ZM138 217H139V218H138ZM163 217H165V218H164V219H165L164 221H163ZM169 217H170V216H167V218H169ZM175 217H176V216H175ZM177 217H176V219H177ZM182 217H184V216L182 215ZM190 217H191V216H190ZM190 217H189V218H190ZM202 217H203V216H202ZM232 217H231V218H232ZM18 218H19V217H18ZM45 218H47V217H45ZM45 218H44V219H45ZM53 218H54V217H53ZM74 218H75V217H74ZM172 218H173V217H172ZM179 218H180V217H178V219H179ZM191 218H192V217H191ZM231 218H230V219H231ZM51 219H52V218H51ZM57 219H58V220H57ZM67 219H69V218H67ZM178 219H177V220H178ZM182 219H183V218H180L181 222L178 221V227H179L178 230H181V231L183 232V234L186 233V235H188L187 233H190V232L192 233V232H193L194 234L201 233L202 235H206V236L211 235V236H213L212 234H207V233H206L207 231L204 230V228L206 229L207 227H211V226H208L207 223H206V227H203V223H202V226H199V225L197 226V225H196L194 222H192V221H189V220L187 221V220H185V219H183V220H184V221H183ZM201 219L203 220V218H200V220H201ZM205 219H206V217L204 216V221H205ZM230 219H229V220H230ZM64 220H65V219H64ZM64 220H63L62 222H64ZM128 220H129V218L127 217V224H128ZM140 220H141V219H140ZM174 220H175V219L173 218V221H174ZM47 221H49V220L47 219ZM51 221H52V220H50V222H51ZM66 221H67V220H66ZM144 221H142V222H140V223H143V225H144V224L146 223V222L144 223ZM169 221H170V218H169ZM193 221H195V219H194ZM22 222H24V221H22ZM70 222H71V221H70ZM151 222H148V225H149V223H151ZM174 222H175V221H174ZM197 222H198V221L196 220V223H197ZM200 222H201V221H200ZM51 223H53L54 226L57 224V223L55 224L54 222H51ZM51 223H49V224H51ZM59 223H61V222H59ZM59 223H58V224H59ZM153 223H151V225H149V227L152 226ZM193 223H194V224H193ZM7 224H8V225H7ZM61 224H64V223H61ZM163 224H164V223H163ZM174 224H175V223H174ZM4 225H3V226H4ZM143 225H142V226H143ZM145 225H147V224H145ZM161 225H162V224H161ZM164 225H165V224H164ZM175 225H176V224H175ZM175 225H174V226H175ZM200 225H201V224H200ZM204 225H205V223H204ZM217 225H218V226H217ZM223 225H224V226H223ZM228 225H229V224H228ZM0 226H1V225H0ZM14 226H12V227L14 228ZM42 226L45 228L44 225H42ZM42 226H41V227H42ZM47 226H48V225H47ZM47 226H46V227H47ZM51 226H52V225H51ZM59 226H61V225L59 224ZM153 226H154V225H153ZM159 226H160V225H159ZM159 226H158V228H159ZM9 227H10V226H9ZM43 227L40 228V229H43ZM55 227H56V226H55ZM57 227H58V226H57ZM144 227H146V226H144ZM155 227H156V226H155ZM162 227H163V225H162ZM175 227H176V229L178 228L177 226H175ZM175 227H174V228H175ZM223 227H224V228H223ZM6 228H7V227H6ZM15 228H14V230H15ZM48 228H49V229H48ZM48 228H46V229H48V230L43 229V230H45V231H43V230H39V233L36 232V233L38 234V241H37V244H38V245H36L35 248L39 247V243L44 242L45 239H46V237L49 236L48 233L50 232V230H51L52 228L50 229V225H49ZM58 228H59V227H58ZM60 228H62V227H60ZM60 228H59V229H60ZM142 228H143V227H142ZM156 228H157V227H156ZM156 228H155V229H152V230H156ZM160 228H161V227H160ZM163 228H166V227H163ZM236 228H237V227H236ZM9 229H10V228H9ZM9 229L7 228V230H9ZM20 229H19V230H20ZM67 229H69V228H67ZM220 229H217V228H216L215 231H216V230L219 231ZM222 229H221V231H222ZM3 230H5V228H4ZM11 230H12V229H11ZM11 230H10V231H11ZM19 230H18V231H19ZM60 230H61V229H60ZM60 230H59V231H60ZM63 230H64V229H63ZM157 230H158V229H157ZM159 230H160V229H159ZM161 230H163V229H161ZM178 230H177V231H178ZM36 231H37V230H36ZM48 231H49V232H48ZM55 231H56V229H55ZM55 231H54V232H55ZM221 231L218 232V233H221ZM250 231H253V230H250ZM5 232H6V231H5ZM5 232H4V233H5ZM57 232H58V231H57ZM61 232H62V230H61ZM179 232H180V231H179ZM216 232H217V231H216ZM253 232H254V231H253ZM253 232H250V233H253ZM21 233H22V232H21ZM24 233H25V232H24ZM24 233H22V234H24ZM52 233H53V232H52ZM55 233H56V232H55ZM205 233H206V234H205ZM213 233H214V232H213ZM47 234H48V235H47ZM50 234H51V232H50ZM59 234H60V232H59ZM201 234H200V235H201ZM0 235H1V234H0ZM11 235H12V234H11ZM15 235H16V234H15ZM56 235H57V234H56ZM191 235H193V234H191ZM191 235L189 234V236H191ZM200 235H199V236H200ZM202 235H201V236H202ZM214 235H218V234H215V233H214ZM251 235H252V234H251ZM17 236H18V235H17ZM36 236H37V235H36ZM51 236H54V235L51 234ZM51 236H50V239H51ZM64 236H65V235H64ZM177 236H179V235H177ZM182 236H184V235H181V238H182ZM196 236H197V235H196ZM196 236H195L194 239H197ZM201 236H200V237H201ZM6 237H7V236H6ZM6 237H5V239H6ZM193 237H194V235H193ZM193 237H192V238H193ZM202 237H204V236H202ZM251 237H252V236H251ZM0 238H1V237H0ZM30 238H31V237H30ZM47 238H49V237H47ZM177 238H178V237H177ZM179 238H180V237H179ZM184 238H186V236H185ZM184 238H182V239H184ZM206 238H207V237H206ZM213 238H214V237H213ZM213 238H212V239H213ZM217 238H218V237H217ZM175 239H176V237H175ZM182 239H177V240H176V242L178 241L177 244H178V245H181L180 247H183L182 244H183L184 242H182V241H185V239H184V240H182ZM198 239H199V237H198ZM209 239H210V236H208V240H209ZM212 239H211V240H212ZM1 240H2V238H1ZM8 240H9V239H8ZM28 240H29V239H28ZM57 240H58V239H57ZM200 240H201V241H200ZM200 240H199V241L202 242V238H201ZM13 241H14V240H13ZM51 241L53 242L54 240H49V242H51ZM196 241H197V240H196ZM196 241H195V242H196ZM203 241H205V240H203ZM206 241H207V239H206ZM0 242H1V241H0ZM2 242H5V241L2 240ZM46 242L48 243V241H46ZM54 242H55V241H54ZM6 243H7V242H6ZM6 243H5V244H6ZM12 243H13V242H12ZM179 243H180V244H179ZM196 243H198V242H196ZM185 244H186V242H185ZM190 244H191V243H190ZM192 244H193V243H192ZM192 244H191V245H192ZM199 244H201V243H199ZM202 244H203V242H202ZM25 245H26V244H25ZM49 245H50V244H49ZM178 245H177L176 247H179ZM193 245H194V244H193ZM195 245H197V244H195ZM11 246H12V245H11ZM13 246H14V245H13ZM45 246H46V245H45ZM45 246H44V247H45ZM197 246H198V245H197ZM4 247H5V246H4ZM40 247H43V246L40 245ZM40 247H39V248H40ZM44 247H43V248H44ZM180 247H179V248H180ZM184 247H186V246H184ZM10 248H11V247H10ZM43 248H42V249H43ZM179 248H178V249H179ZM188 248H189V247H188V245H187V249H188ZM193 248H194V247H193ZM6 249H9V248H6ZM180 249H181V248H180ZM183 249L185 250V248H183ZM187 249H186V250H187ZM1 250L3 251L4 249H1ZM11 250H12V249H11ZM189 250H190V249H189ZM16 251H17V250H16ZM20 251H21V250H20ZM187 251H188V250H187ZM192 251H195V250L193 249ZM192 251H191V252H192ZM7 252H8V251H7ZM13 252H14V251H13ZM0 253H3V252H0ZM5 253H6V252H5ZM8 253H9V252H8ZM190 254H191V253H190ZM206 254H207V251H206ZM208 254H209V252H208ZM1 255H2V254H1ZM8 255H9V254H8ZM8 255H7V253H6V256H8ZM43 255H44V254H43ZM45 255H46V254H45ZM57 255H58V254H57ZM6 256H5V254H4V257H6ZM9 256H10V255H9ZM9 256H8V257H9ZM12 256H13V255H12ZM16 256H17V254H16ZM46 256H47V255H46ZM46 256H45V258H46ZM205 256H206V260H208V259H207V256H208V255H205ZM210 256H211V255L209 254L208 257H210ZM41 257L43 258V256H40V258H41ZM1 258H2V256H1ZM11 258H12V257H11ZM15 258L18 259V257H15ZM15 258H14V259H15ZM49 258H50V257H48V259H49ZM204 258H205V257H204ZM14 259H13V260H14ZM46 259H47V258H46ZM62 259H63V258H62ZM3 260H5V259H3ZM15 260H16V259H15ZM220 261H221V260H220ZM220 261H219V263H220ZM12 263H13V262H12ZM14 263H16V261H14ZM203 264H204V263H203Z\"/></svg>","mask_w":264,"mask_h":264}]
</instances>
